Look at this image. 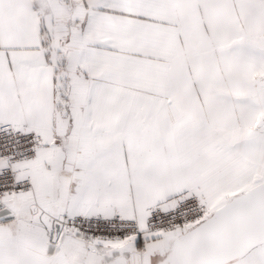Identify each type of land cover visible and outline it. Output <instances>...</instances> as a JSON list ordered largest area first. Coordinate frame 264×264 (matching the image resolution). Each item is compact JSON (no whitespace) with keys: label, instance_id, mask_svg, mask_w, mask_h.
I'll return each instance as SVG.
<instances>
[{"label":"snow or ice","instance_id":"obj_1","mask_svg":"<svg viewBox=\"0 0 264 264\" xmlns=\"http://www.w3.org/2000/svg\"><path fill=\"white\" fill-rule=\"evenodd\" d=\"M0 264H264V0H0Z\"/></svg>","mask_w":264,"mask_h":264}]
</instances>
